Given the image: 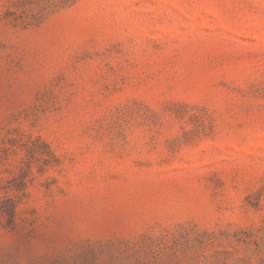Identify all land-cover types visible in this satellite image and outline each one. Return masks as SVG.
I'll return each mask as SVG.
<instances>
[{
	"label": "rangeland",
	"instance_id": "374dc122",
	"mask_svg": "<svg viewBox=\"0 0 264 264\" xmlns=\"http://www.w3.org/2000/svg\"><path fill=\"white\" fill-rule=\"evenodd\" d=\"M0 264H264V0H0Z\"/></svg>",
	"mask_w": 264,
	"mask_h": 264
}]
</instances>
